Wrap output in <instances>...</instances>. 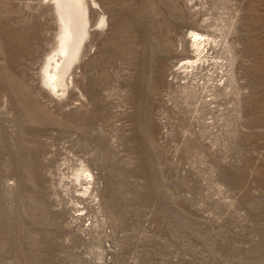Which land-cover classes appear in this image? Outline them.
<instances>
[{
    "label": "rangeland",
    "instance_id": "rangeland-1",
    "mask_svg": "<svg viewBox=\"0 0 264 264\" xmlns=\"http://www.w3.org/2000/svg\"><path fill=\"white\" fill-rule=\"evenodd\" d=\"M102 1L87 101L58 106L36 87L54 19L0 0V264H264V0ZM218 28L235 77L207 100L169 72Z\"/></svg>",
    "mask_w": 264,
    "mask_h": 264
},
{
    "label": "bare ground",
    "instance_id": "bare-ground-1",
    "mask_svg": "<svg viewBox=\"0 0 264 264\" xmlns=\"http://www.w3.org/2000/svg\"><path fill=\"white\" fill-rule=\"evenodd\" d=\"M37 1L40 4L38 6L42 8V13L45 14L48 11L54 19L55 37L52 48L41 61L36 87L55 105L84 103L87 101V96L82 89L84 69L110 31L112 24L110 15L105 10L102 0ZM219 30L218 35L204 33L203 35L198 33L199 31L190 30L182 36L180 43L185 51L186 59L176 62L171 67L169 72L171 81L180 82L183 79L180 83L184 84L191 81L193 86L190 88L194 91L199 90L201 93L209 91L210 97L216 89L220 88L226 80L225 77L233 80L235 77L233 68L236 62L231 53L233 49L230 50L227 46L228 41L223 29ZM220 48L223 49L220 54L223 51L231 54L229 73L225 71V62L221 55H212ZM208 65L211 66L207 68ZM209 99H213L212 95L207 100ZM5 102L6 100L2 103L3 107L6 105ZM73 175L71 181L77 193L81 190L82 194L88 195L91 201H95V178L87 163L81 162V167ZM60 181L63 183L64 178L62 177Z\"/></svg>",
    "mask_w": 264,
    "mask_h": 264
}]
</instances>
